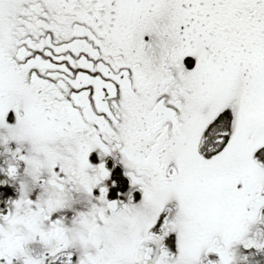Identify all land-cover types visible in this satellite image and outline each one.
I'll list each match as a JSON object with an SVG mask.
<instances>
[{
	"label": "snow or ice",
	"instance_id": "6c2138e0",
	"mask_svg": "<svg viewBox=\"0 0 264 264\" xmlns=\"http://www.w3.org/2000/svg\"><path fill=\"white\" fill-rule=\"evenodd\" d=\"M0 264H264V0H0Z\"/></svg>",
	"mask_w": 264,
	"mask_h": 264
}]
</instances>
